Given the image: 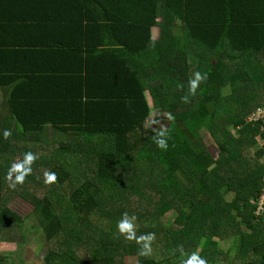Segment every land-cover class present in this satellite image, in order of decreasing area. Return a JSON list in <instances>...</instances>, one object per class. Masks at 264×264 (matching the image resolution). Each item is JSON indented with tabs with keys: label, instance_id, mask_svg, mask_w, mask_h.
I'll use <instances>...</instances> for the list:
<instances>
[{
	"label": "trees",
	"instance_id": "obj_1",
	"mask_svg": "<svg viewBox=\"0 0 264 264\" xmlns=\"http://www.w3.org/2000/svg\"><path fill=\"white\" fill-rule=\"evenodd\" d=\"M259 108L264 0H0V225L44 235L47 264H264Z\"/></svg>",
	"mask_w": 264,
	"mask_h": 264
},
{
	"label": "crops",
	"instance_id": "obj_2",
	"mask_svg": "<svg viewBox=\"0 0 264 264\" xmlns=\"http://www.w3.org/2000/svg\"><path fill=\"white\" fill-rule=\"evenodd\" d=\"M161 20V18L158 19V21ZM152 34L154 39H157L160 28L154 27ZM58 249L59 253L53 256L55 262L64 259L63 249ZM48 251L49 245L44 235H28L25 241L24 238L20 239L15 225H0V264H47Z\"/></svg>",
	"mask_w": 264,
	"mask_h": 264
},
{
	"label": "clouds",
	"instance_id": "obj_3",
	"mask_svg": "<svg viewBox=\"0 0 264 264\" xmlns=\"http://www.w3.org/2000/svg\"><path fill=\"white\" fill-rule=\"evenodd\" d=\"M207 77L205 75H202L201 73L197 72L194 74V79L190 81V92L193 94L195 93V89L198 87L199 83L203 80H205ZM186 100V98H185ZM11 135L10 130L4 131V137L8 138ZM160 138L156 140L157 146L161 149L167 148V139L165 138V133L161 132L159 134ZM37 159V157L33 153H27L25 154L24 161L25 163L22 164H13L12 168L9 171L8 179L12 180V173L17 172L15 176V180L12 182L10 187L14 188L17 183H23L25 178L30 174L31 168L30 165L32 162H34ZM27 165V166H25ZM45 183H53L56 181L57 176L54 172H45ZM128 213H124L121 217V220L118 222L117 228L120 234L124 235L125 238L129 241L135 240L137 243H141L145 241L144 237L145 235H141L139 237L136 236L134 227L128 223L127 217ZM148 237L151 239H154V234H148ZM150 252V248L147 243L143 244V248L140 252V255H148ZM184 264H207L206 260L203 258H200L197 254H193L189 257L188 260L184 261Z\"/></svg>",
	"mask_w": 264,
	"mask_h": 264
},
{
	"label": "rangeland",
	"instance_id": "obj_4",
	"mask_svg": "<svg viewBox=\"0 0 264 264\" xmlns=\"http://www.w3.org/2000/svg\"><path fill=\"white\" fill-rule=\"evenodd\" d=\"M157 32V30L154 32V34ZM155 115H158L156 117H159L160 113L156 112ZM154 119V118H152ZM161 126L160 125H154L153 127L154 128H157ZM205 142H206V145L208 147V150L210 151V153L214 156V157H217L218 156V152H219V149H218V146L216 145V143L214 142L213 138L210 136L209 133L206 134L205 136ZM232 197V196H230ZM10 206L14 207V208H17L20 212H21V215L24 216L26 211H28L30 209V205L25 201V200H15L14 202H12L10 204ZM224 245V244H223ZM225 246V245H224ZM225 248V247H224ZM132 261V259H129ZM127 261V262H131V261Z\"/></svg>",
	"mask_w": 264,
	"mask_h": 264
},
{
	"label": "built area",
	"instance_id": "obj_5",
	"mask_svg": "<svg viewBox=\"0 0 264 264\" xmlns=\"http://www.w3.org/2000/svg\"><path fill=\"white\" fill-rule=\"evenodd\" d=\"M264 119V109L259 108L254 111L248 118L249 122L263 120ZM264 212V196L263 199L258 203L257 213Z\"/></svg>",
	"mask_w": 264,
	"mask_h": 264
}]
</instances>
